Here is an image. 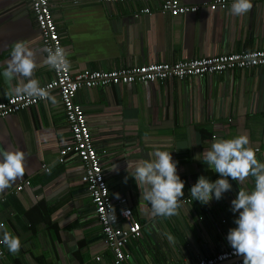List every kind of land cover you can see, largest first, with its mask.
<instances>
[{"label":"crops","instance_id":"1","mask_svg":"<svg viewBox=\"0 0 264 264\" xmlns=\"http://www.w3.org/2000/svg\"><path fill=\"white\" fill-rule=\"evenodd\" d=\"M50 1L73 72L264 49V0H252L251 10L242 16L230 13L233 0L217 10L209 7L214 0H180L199 9L176 17L142 1ZM144 7L153 14L136 16ZM18 41L38 51L34 78L41 84L50 80L53 70L40 63L46 53L28 0H0V100L25 82L2 76ZM52 95L55 105L42 101L0 119V151L20 150L26 156L24 176L0 193L5 197L0 223L20 237L22 247L17 254L6 247L0 264H113L114 254L81 180L83 163L76 156L57 161L71 131L59 94ZM75 99L87 114L116 211L129 207L142 224V235L125 247L129 264H184L231 246L227 236L239 215L231 210V201L240 189L254 190V177L241 185L229 177L232 189L208 204L191 198L190 189L202 175L220 178L202 160L214 139L246 133L264 162V66L170 77L163 83L82 88ZM157 150L171 152L178 161L185 181L182 199L191 198L170 218L151 215L149 202L141 200L127 171L129 160L155 159ZM25 179L30 184L17 191Z\"/></svg>","mask_w":264,"mask_h":264},{"label":"built area","instance_id":"2","mask_svg":"<svg viewBox=\"0 0 264 264\" xmlns=\"http://www.w3.org/2000/svg\"><path fill=\"white\" fill-rule=\"evenodd\" d=\"M71 1L79 3L85 0ZM98 1L104 5L136 1L156 3L159 6L160 13L164 15L171 14L174 17L190 12L194 13L199 9L198 4L189 5L180 2V0ZM28 3L40 30L43 48L51 47L55 49L56 46L64 48L60 31L54 18L52 2L50 0H28ZM227 5V0H214L209 3L211 10L224 9ZM153 11L150 7H144L135 15L153 14ZM255 66H264V49H243L212 56L183 58L171 62H151L144 65L126 64L110 70L83 69L73 72L71 67L68 71L57 72L52 69L53 77L41 84L49 88L51 94H59L65 119L71 131V139L60 148L57 161L64 163L69 156H76L83 163L84 172L81 180L87 185L89 190L97 218L102 226L104 242L114 254L113 264H129L130 254L125 251V247L131 240L138 239L142 235V224L135 218L131 208L126 207L119 211L115 209L103 174L101 156L94 145L87 114L82 104L75 99L77 91L82 88H94L109 84L163 83L170 77H204L233 68L246 69ZM42 101L46 100L13 94L0 100V119L39 104ZM45 170L49 171V167L45 166ZM29 184V179L22 180L17 184L16 190L20 191ZM4 200L5 197L0 198V206ZM190 201L191 198H187L182 202L189 203ZM124 210H127L126 214H124ZM233 252L234 250L230 246L209 257L198 258L184 264H243V256L234 255ZM5 254L6 247L0 245V257H4ZM96 259L100 260L101 257L97 256Z\"/></svg>","mask_w":264,"mask_h":264},{"label":"clouds","instance_id":"3","mask_svg":"<svg viewBox=\"0 0 264 264\" xmlns=\"http://www.w3.org/2000/svg\"><path fill=\"white\" fill-rule=\"evenodd\" d=\"M252 6V0H233L230 13L242 16ZM42 51L47 53L40 62L43 65L57 72L71 68L69 53L65 48L48 47ZM37 56L38 51L25 42L15 43L2 76L6 80L23 77L25 82L11 89L8 94L39 98L55 105L58 103L57 98L49 88L41 85L39 79L34 78V71L38 67ZM203 153V162L211 171L219 173L220 178L211 180L202 175L191 187V198L201 204H208L214 198L220 200L225 192L231 190L229 177L240 185L250 176L254 177V190L246 192L240 189L231 201V210L239 215L235 220L236 227L229 230L227 240L234 250L233 254L243 256V264H264V162L258 160L246 133L227 139H214L211 147ZM154 156L155 159L129 160L127 171L141 191V200L149 202L151 215L170 218L177 215L182 206L185 181L178 174V161L173 160L171 152L157 150ZM25 159V153L20 150L0 151V193L24 176ZM127 180L128 176L125 182ZM126 213L127 210H124ZM0 245L17 254L22 241L4 223H0Z\"/></svg>","mask_w":264,"mask_h":264}]
</instances>
